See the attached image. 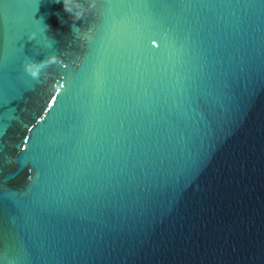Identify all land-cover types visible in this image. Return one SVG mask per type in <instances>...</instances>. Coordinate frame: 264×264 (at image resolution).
I'll use <instances>...</instances> for the list:
<instances>
[{
  "label": "water",
  "instance_id": "1",
  "mask_svg": "<svg viewBox=\"0 0 264 264\" xmlns=\"http://www.w3.org/2000/svg\"><path fill=\"white\" fill-rule=\"evenodd\" d=\"M0 264H264V0H0Z\"/></svg>",
  "mask_w": 264,
  "mask_h": 264
},
{
  "label": "clouds",
  "instance_id": "2",
  "mask_svg": "<svg viewBox=\"0 0 264 264\" xmlns=\"http://www.w3.org/2000/svg\"><path fill=\"white\" fill-rule=\"evenodd\" d=\"M60 2V0H57ZM64 10L68 12L74 21L85 19L97 10V0H63ZM78 38L82 39L87 45L92 38L93 27L86 32H81L79 29L74 30ZM36 39V34L33 33L29 38ZM64 61L59 56H50L42 61L26 59L23 64L25 73L33 80H40L41 75L47 76V69L53 64H62Z\"/></svg>",
  "mask_w": 264,
  "mask_h": 264
},
{
  "label": "snow or ice",
  "instance_id": "3",
  "mask_svg": "<svg viewBox=\"0 0 264 264\" xmlns=\"http://www.w3.org/2000/svg\"><path fill=\"white\" fill-rule=\"evenodd\" d=\"M97 3H98V0H97ZM143 39H144V43L146 44V46L151 49L158 50L163 44V38L159 36H145Z\"/></svg>",
  "mask_w": 264,
  "mask_h": 264
}]
</instances>
